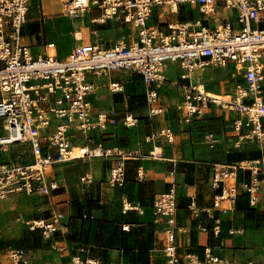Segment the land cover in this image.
I'll return each mask as SVG.
<instances>
[{
	"label": "built area",
	"instance_id": "obj_1",
	"mask_svg": "<svg viewBox=\"0 0 264 264\" xmlns=\"http://www.w3.org/2000/svg\"><path fill=\"white\" fill-rule=\"evenodd\" d=\"M34 0H0V201L16 194L49 195L57 188L49 181L55 164L82 158L110 155L102 144L89 147L78 144L89 140L92 132H105L109 126L135 127L139 117L126 114L121 118L105 112H94L88 100L98 84L89 79L106 77L112 71L130 70L140 73L146 83V115H162L160 90L175 91L173 107L184 124L215 115L230 125L228 131L206 130L203 141L213 149L217 145L226 151V138L237 137L242 143L264 146V0H59L61 12L75 19L92 9L101 11L92 22L116 21L135 31L136 42L123 40L104 48L98 43L76 46L67 58L55 53H33L25 42L23 29L27 24ZM221 2L225 11H233V18L206 27L200 20L166 23L167 30L150 26L154 12L176 13L179 5L198 6L209 16ZM124 39V38H122ZM48 48L54 49V44ZM179 64L178 81H170L166 64ZM231 69L232 88L226 95L216 97L204 92L199 81L206 69ZM238 76V77H237ZM204 85V83H202ZM109 90L119 92V83H110ZM173 96H171L172 98ZM173 97V98H174ZM54 119V123H52ZM230 133L229 135H226ZM165 137L174 141L170 127L153 130L145 137L154 143ZM232 147H240L241 142ZM76 153V154H74ZM78 154V155H77ZM161 153L154 147L150 155ZM249 171V183L238 185V171ZM264 173V155L258 159L242 160L212 166V186L222 188L214 200V209L225 212L235 209L240 190L248 193L252 205L258 202ZM138 179H143L141 168ZM110 187H123L125 171L122 164L112 168L107 178ZM176 186L153 197V223L159 225L162 259L159 264H264L255 260L234 259L217 253L219 247H206L205 258L182 256L176 238ZM227 207H222V202ZM143 210L122 199V213ZM207 212L212 214L211 210ZM213 232L220 233V219L214 214ZM61 214L52 220L31 219L27 229L39 230L44 240L62 227ZM66 228V227H64ZM8 264H34L32 253L23 248L8 246L0 251V261ZM75 264H97L95 260ZM117 264V263H113ZM149 264H157L150 256Z\"/></svg>",
	"mask_w": 264,
	"mask_h": 264
},
{
	"label": "crops",
	"instance_id": "obj_2",
	"mask_svg": "<svg viewBox=\"0 0 264 264\" xmlns=\"http://www.w3.org/2000/svg\"><path fill=\"white\" fill-rule=\"evenodd\" d=\"M100 15L98 9L75 19L64 14L69 21V31L64 37L36 39L34 33L26 39L37 22L39 26L57 22L44 10L38 9L36 13L30 10L23 29L24 40L33 53L53 51L61 59L67 58L76 46L98 43L107 48L120 40L128 45L136 42L132 27L110 20L92 22ZM233 16V11H225L221 2L209 16H205L198 6L179 5L176 13H170L168 7H165L164 14L154 12L149 23L167 30L166 23L200 20L204 26L211 27V22L222 23L226 17ZM49 44H54L55 48H48ZM170 70L180 71L181 74L179 64L175 62L166 64V72ZM231 72L230 68L206 69L200 77L208 73L209 78L202 83L213 93L221 95L215 91H223L230 85ZM89 79L98 84L97 92L88 97L94 112L108 115L114 112L118 118L132 114L140 119L130 129L116 125L109 126L103 133H90L89 140H80L78 144L89 147L102 144L110 155L53 165L49 181H56L57 188L49 195L29 196L35 213L32 219L52 220L54 214L62 215V227L44 240L47 244L45 248L26 249L32 253L34 264H39L38 258L42 259L45 254L51 255L53 264H75V257L83 262L95 260L97 264H149L151 255L159 264L162 259L161 227L153 223L152 202L157 193L167 191L173 185L177 192L176 238L182 256L192 254L203 260L205 248L217 246V253L222 256L264 262V173L259 175L262 183L255 205L250 203L248 193L240 190L235 209L225 212L216 210L214 200L222 193V188L212 186L214 164L258 159L264 155V146L227 137L225 143L230 147L228 150L225 151L222 144L209 148L203 141V133L209 129L219 132L225 127L228 131L230 125L215 115H207L191 124L182 123L180 114L173 107L177 99L175 91L170 92L168 87L160 90L161 102L167 110L162 115L148 118V86L140 73L117 70L106 77L89 76ZM110 83H119L120 91L111 92L108 88ZM164 127H170L174 132L172 143L165 137L157 138L153 144L145 142V137L153 130ZM238 141L241 146L232 147ZM154 147L160 149L158 158L150 155ZM119 164L124 167L125 184L123 187H110L107 183L109 172ZM139 168L143 174L141 180L137 176ZM250 180L249 171H238V185ZM124 197L143 213L134 209L123 214ZM221 205L227 207V202ZM208 209L220 219L218 235L213 232L214 219Z\"/></svg>",
	"mask_w": 264,
	"mask_h": 264
},
{
	"label": "rangeland",
	"instance_id": "obj_3",
	"mask_svg": "<svg viewBox=\"0 0 264 264\" xmlns=\"http://www.w3.org/2000/svg\"><path fill=\"white\" fill-rule=\"evenodd\" d=\"M38 9H41L42 11L44 10L47 15H51V19H54L57 22L55 24H52L51 22H47L46 24L42 23L40 26L37 22L38 24L36 23L35 27H32V31L26 39H29L34 33H36V36L34 35L36 39H55L59 38V36L64 37L65 33L69 31V21L67 20V17L64 16V13L60 11L61 5L59 0H34L31 4V11L36 13ZM195 9L199 11L198 8ZM31 16L33 17L35 15L31 14ZM213 24L214 22L210 23L212 26ZM262 26H264V24ZM39 33L40 35L38 36L37 34ZM77 36L80 37V34ZM51 53H53V51H51ZM166 75L171 81L178 80L180 77V71L170 70L166 72ZM208 78L209 74L206 73L201 77H194V81L205 82ZM233 82L235 81L232 80L229 85L230 87L228 86L226 89H223V91L215 92L221 95H226L227 92L231 90V84H233ZM54 122V119H52V123ZM33 211L34 209L31 206L29 195L16 194L0 201V250H4L8 246L24 247L22 244L15 242V239H19L24 232H37V236L41 240L40 245L44 246V248L47 246L39 230L31 231L26 227L25 222L35 217ZM46 255L47 254L43 256L39 255L43 257L42 259L38 258L39 264H53L51 263V255ZM0 264H7L5 258L0 261Z\"/></svg>",
	"mask_w": 264,
	"mask_h": 264
},
{
	"label": "trees",
	"instance_id": "obj_4",
	"mask_svg": "<svg viewBox=\"0 0 264 264\" xmlns=\"http://www.w3.org/2000/svg\"><path fill=\"white\" fill-rule=\"evenodd\" d=\"M256 153V152H255ZM238 162V161H235ZM240 196V194H239ZM238 196V197H239ZM37 236V232H24L23 235L19 239H15L16 243L22 244L25 249L28 248H39L41 247V240ZM145 244V242H144Z\"/></svg>",
	"mask_w": 264,
	"mask_h": 264
},
{
	"label": "bare ground",
	"instance_id": "obj_5",
	"mask_svg": "<svg viewBox=\"0 0 264 264\" xmlns=\"http://www.w3.org/2000/svg\"><path fill=\"white\" fill-rule=\"evenodd\" d=\"M202 90H204V92H206V93H209L210 95H214V96H216V97H220L221 95H217V94H215V93H213L211 90H208L207 88H206V85L204 84H202L201 83V87H200ZM157 152L158 153H160V149H158L157 150ZM74 154H76V153H74ZM78 155V154H77Z\"/></svg>",
	"mask_w": 264,
	"mask_h": 264
}]
</instances>
